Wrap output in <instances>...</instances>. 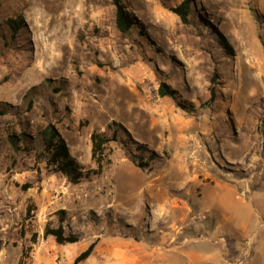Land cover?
<instances>
[{"label": "rangeland", "instance_id": "1", "mask_svg": "<svg viewBox=\"0 0 264 264\" xmlns=\"http://www.w3.org/2000/svg\"><path fill=\"white\" fill-rule=\"evenodd\" d=\"M122 1L136 19L128 34L115 26L112 0H0V130L11 117L58 125L90 171L93 132L112 139L102 168L116 151L128 158L114 157L102 178L112 190L97 189L102 170L84 178L82 207L60 202L52 226L68 227L72 212L101 226L100 205L114 196L135 208L134 218L146 216L154 175L137 163L169 161L205 182L188 217L190 246L222 247L229 261L239 251V258L264 240V0H193L189 24L170 9L181 0ZM9 19L18 21L15 31ZM162 82L174 93L160 96ZM177 118L187 122L183 136L171 122ZM150 119L147 138L142 126ZM120 222L129 234L147 226Z\"/></svg>", "mask_w": 264, "mask_h": 264}, {"label": "crops", "instance_id": "2", "mask_svg": "<svg viewBox=\"0 0 264 264\" xmlns=\"http://www.w3.org/2000/svg\"><path fill=\"white\" fill-rule=\"evenodd\" d=\"M5 114L0 109V117ZM171 122L183 136L187 122L179 118ZM154 124L150 119L142 126L147 138L152 136L148 132ZM45 126L32 127L23 120L14 121V117H11L6 128L0 130V264H73L77 255L92 242L95 245L91 254L78 264H264V240L259 245L244 249L239 258H236L239 251H235L231 261L226 260L228 254L222 247L203 249L190 246L188 217L190 213L194 214L193 201L201 196L200 186L205 182L199 178V173L189 174L188 165L169 161L154 167L148 161L150 171L147 173H153L154 179L148 183L149 194L146 199L151 210L148 208L146 216L134 218L135 208L126 207L114 196L100 205L101 226L89 219L86 213L83 219H77L74 212L69 216L68 227L62 223L65 233L76 234L78 241L57 244L52 236H44L45 226L55 220L60 202L73 211L79 205L82 207L84 197L89 193L77 190L84 179L72 183L60 172L48 170L44 160L37 157V153L42 150L38 131ZM56 129L63 137L58 125ZM24 135L27 148H24V140H21ZM69 152L83 167L82 161L70 149ZM120 153L116 151L111 161L101 169L97 189L102 190L105 186L109 190L110 185L112 190V183L107 185L108 182L102 178L112 170L114 157L119 162H129ZM88 165L92 167L93 163ZM172 171L180 175L177 177ZM89 177L85 178L91 179ZM162 178L173 183L170 186L172 188L166 186L167 183L165 186L158 183ZM25 183H28L26 188ZM29 206L32 210L35 207L34 214L27 213ZM130 209L132 212L129 213ZM105 213L108 214L107 219L103 217ZM124 217L136 223L139 219L147 220V226L145 229L139 228L135 234L126 233L120 222Z\"/></svg>", "mask_w": 264, "mask_h": 264}, {"label": "trees", "instance_id": "3", "mask_svg": "<svg viewBox=\"0 0 264 264\" xmlns=\"http://www.w3.org/2000/svg\"><path fill=\"white\" fill-rule=\"evenodd\" d=\"M112 2L115 6V26L118 31L124 34L134 31L136 28V19L128 11L127 6L122 0H112ZM192 3L193 0H181L179 4L170 8L183 24L191 23L190 13ZM17 23L18 21L16 19L8 20V25L14 31L18 28ZM214 33L218 43L222 46L225 52L232 54L233 49L225 36H223L217 29H214ZM158 92L160 96H167L174 93V91L170 90L168 85L163 82L160 84ZM14 138L17 139L18 137L14 136ZM18 139L20 140V138ZM90 139L91 158L97 165L96 170H84V167H82L78 161L71 156L67 143L59 131L51 124L46 125L43 129L38 131V141L42 144V150L37 153V157L44 160L45 166L48 170L60 172L67 176L70 182L79 183L85 177L90 176V173H99L101 171L104 146L107 142L112 140L101 136L96 132L91 133ZM21 140H24V148H27L25 135ZM137 165L139 167L148 166V162H138ZM26 187L27 185H24V188ZM31 208V206L27 208V213H30L32 210ZM44 236H52L57 244L74 243L79 240V237L76 234L72 232L65 233L62 223H59L57 226L47 224L44 229ZM94 245L95 242L90 243L84 251L77 255L73 264H78L80 261L86 259L91 254Z\"/></svg>", "mask_w": 264, "mask_h": 264}, {"label": "built area", "instance_id": "4", "mask_svg": "<svg viewBox=\"0 0 264 264\" xmlns=\"http://www.w3.org/2000/svg\"><path fill=\"white\" fill-rule=\"evenodd\" d=\"M30 214H34V211H33V210H31V211H30Z\"/></svg>", "mask_w": 264, "mask_h": 264}]
</instances>
